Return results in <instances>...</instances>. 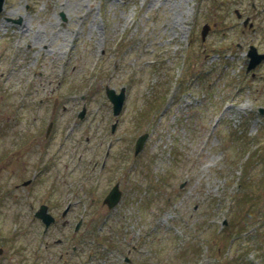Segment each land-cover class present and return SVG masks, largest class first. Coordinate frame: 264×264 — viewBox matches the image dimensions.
<instances>
[{
	"label": "rangeland",
	"instance_id": "obj_1",
	"mask_svg": "<svg viewBox=\"0 0 264 264\" xmlns=\"http://www.w3.org/2000/svg\"><path fill=\"white\" fill-rule=\"evenodd\" d=\"M229 2L4 1L2 264H59L73 244L69 264H264V62L245 70L248 45L264 52V11L245 0L255 29H244ZM106 85L125 88L118 116ZM34 173L32 187H15ZM117 180L122 196L108 209ZM42 201L76 204L66 216L71 227L84 220L76 238H43L29 209Z\"/></svg>",
	"mask_w": 264,
	"mask_h": 264
},
{
	"label": "flooded vegetation",
	"instance_id": "obj_2",
	"mask_svg": "<svg viewBox=\"0 0 264 264\" xmlns=\"http://www.w3.org/2000/svg\"><path fill=\"white\" fill-rule=\"evenodd\" d=\"M228 4L229 5H231V4L235 5V7L233 8L234 11L235 10L239 11L241 6H245L246 5L245 4V0H230V2ZM247 6H249V9H260L259 7H262L261 11H264V0H247ZM244 17L248 18V15L244 16ZM244 17H243V19H244ZM242 21H243L242 22L243 27H246V28L249 27L252 30L254 29V27H250V26H252L251 22L248 21V23H247V22H244V20H242ZM45 126L46 127H44V132H43V135H42L44 137V141H43L42 144L40 143V146H39V147H41L40 148V150H41L40 152H42L43 147L48 142V140H50L52 138L53 129H55V127H57V126L54 125V122L51 119L49 120V122ZM58 128H60V126ZM60 145H58V146H60ZM20 149H22V148H19V150ZM43 151H44V153H46L45 150H43ZM25 152H26V150L24 151V153ZM20 154L21 153H19V152H16L15 154H13V156L11 157V160L14 161L13 164H18L20 162V160H21L20 159ZM107 156H108V152L105 153V158L101 162L100 170H102L105 167L106 157ZM12 172H13L12 175L17 176L18 178H20V175L23 176L21 173L17 172L14 169H12ZM34 177H37L36 173L31 174L27 178H21V181L20 182L17 181V183L15 184V187L18 188L21 185L23 186V188L24 187H29V188L32 187L34 179H35ZM31 178H33V179H31ZM117 182H119V181H117ZM119 186H120V184H119ZM46 204H47V202H46ZM47 206H48L47 208L49 209L50 212H53V211L56 212V213L58 212L59 214H57V215L61 216V218L62 217L63 218L66 217L67 214H69L71 209H72V207L69 206V211L67 213L65 212V214H64L63 213L64 210L61 209L63 207L61 202H58L56 204L55 203H53V204L49 203V204H47ZM30 207L31 208L33 207L32 204H30ZM55 218H58V217H55ZM55 222L53 223V225L50 228H46V230L43 229L42 234L45 236L47 234H50L52 230L55 231V232H58L59 233V237H57L56 241H57V245H60V244H62L64 242V240L66 238V234H65V230L64 229H65V227H67L68 221H66V220L65 221H61V228L60 229L56 227V223ZM76 226H77V223L74 225L73 232L71 233L72 235H76L78 230H79V228H78L79 226L77 228H76ZM45 246L46 247L48 246L47 242L45 243ZM70 248H71V252H69L67 249H64L63 253L62 252L59 253V257L62 258L61 264H69L71 261H73L71 258L70 259L67 258V257L63 258L64 255H69V254L73 255V252H76V250H77V245L73 244ZM4 253L5 252H4L3 245H2V239L0 238V258L3 256ZM1 261L2 260L0 259V262Z\"/></svg>",
	"mask_w": 264,
	"mask_h": 264
},
{
	"label": "water",
	"instance_id": "obj_3",
	"mask_svg": "<svg viewBox=\"0 0 264 264\" xmlns=\"http://www.w3.org/2000/svg\"><path fill=\"white\" fill-rule=\"evenodd\" d=\"M3 1L4 0H0V11L2 9V5H3ZM208 30V25H203V29H202V38H204V35L206 34ZM253 50H251V52L249 53V56L251 57L249 65H248V69H250L251 67H253L255 65V63L259 62L262 58H264V54H254L255 50L254 48H252ZM113 89H108L107 88V95L109 96V98L111 99V101L113 102V109H114V113L117 114L122 106V101L124 98L123 95V91H121L119 94H116L115 92H113ZM145 138V135L140 136L136 142V148L135 151H138L143 143V140ZM119 192L117 190V186H115L114 188H112V190L109 192L108 196H106V198L104 199V202H106V204L108 206H112L115 203H117L118 199H119ZM45 220V222L48 224L51 221V218H45V216H43Z\"/></svg>",
	"mask_w": 264,
	"mask_h": 264
}]
</instances>
